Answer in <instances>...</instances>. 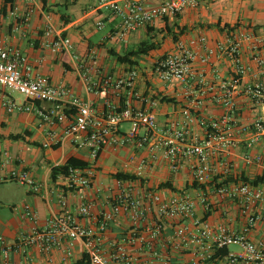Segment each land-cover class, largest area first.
<instances>
[{"label": "crops", "instance_id": "obj_1", "mask_svg": "<svg viewBox=\"0 0 264 264\" xmlns=\"http://www.w3.org/2000/svg\"><path fill=\"white\" fill-rule=\"evenodd\" d=\"M81 1L83 4H80ZM142 1L151 4L158 2V0ZM225 2L226 0H199L195 7L184 8L173 16L155 18L148 25L128 33L124 39H119L115 33L120 17L114 10L101 6L98 0H40L39 3L43 7L41 9L46 10L50 22L71 40L69 52H54L43 42L42 32L46 19L38 4L33 7L28 19L23 21V14L29 6L28 0H14L13 5L6 6L5 9L0 0V38L6 45L16 47L26 57L30 65L28 76L40 74L55 85L68 87L74 95L89 100L96 112L104 110L106 102H122L127 93L123 88L114 90L111 85L101 86V84L96 89L87 91L84 82L76 72L77 60L74 55L83 57L88 49L95 50L97 73L92 71L91 78L97 83L102 77L109 76L113 79L124 75L131 67L137 68L135 91L140 97L155 101L150 107L155 114L157 124L165 127L173 121L182 123L184 119L181 109L190 105L195 97L202 99L200 112L205 116L217 117L222 110L219 105L210 101L208 93L202 95L198 93V86H190L191 89L188 90L184 83L160 80L153 71L154 62L157 59L174 51L178 41L186 42L199 34L205 35L207 44L213 46L215 41L224 36L226 28L218 29L224 23L229 25L238 23L235 26L237 29L255 30L256 33L264 35V29L254 27V25L263 24L264 21L259 23L249 21L244 24L239 20L222 21L223 12L227 10L223 8ZM122 4L123 0H119L118 5ZM60 7H63L65 11H61ZM10 11H14L15 15L10 14ZM60 13H64L63 18L68 19L67 22H63L59 16ZM208 16L211 18L207 19ZM97 21L102 22L101 28L96 27ZM216 22H219L218 27L214 25ZM180 27L184 28L181 33L178 32ZM166 29H169L171 33H168ZM173 33L176 39H173ZM143 40L153 43L155 47L146 54L132 57L131 59L136 61L133 65L119 63L111 54V52L119 54L120 48H124L125 53L129 51L127 46L136 47ZM260 52L264 54V47L260 48ZM241 55L250 69L242 76L236 88L238 94L235 102L239 113V123L249 125L256 119H264V106L247 98L242 91V86L249 82H258L264 86V74L250 62L246 43L242 44ZM213 65L219 69L220 77L225 79L230 71L228 61L224 57H218L213 60ZM205 78L214 82L219 80L213 78L209 71L206 72ZM186 89L189 91L188 96L184 94ZM162 96L171 98V101L160 100ZM6 99L29 105L31 109L8 112L2 105V101ZM131 104L136 107L147 105L146 101L136 98L131 100ZM51 106L49 102L31 103L23 96L16 98L9 91L0 89V156L3 153L8 156V160L0 167V171L5 175L11 170H26L35 181L43 184L42 188L35 193L26 185L11 179L6 178L0 182V195L6 203L2 205L12 211V216L9 218L4 219L0 216V237L4 240L5 246H10L5 254L0 244V264H72L79 260L85 254L84 245L79 239L73 241L68 256H64L62 251L66 247L65 240L61 247L53 248L48 252L40 251L35 245L15 246L14 243L18 236L29 231L33 224L38 227L44 225L52 214L62 209L74 213L80 193L89 204V213L86 216H77L76 220L92 231L93 237L97 238V246L105 257L113 252L114 246L122 245L132 257L130 264H163V261L182 264H229L226 256L212 258L215 251L206 247L208 243L206 240L205 244H197L190 242L188 238H174L173 228L180 222L179 219L164 220L160 232L153 241V247L158 253L157 258L152 257L140 244L128 241L131 229L128 213L122 211L117 213L107 222L106 228H101L99 225L101 214L110 209L112 196L118 191L116 178L113 176L116 172L134 176V179H122L124 181L122 185H126L129 181L134 190H151L162 197L173 194L188 195L193 200L194 216H203L212 230L218 226L238 229L243 218L233 202L207 191L205 194L210 207L205 211L203 204L196 198L198 187L192 186L190 178L191 167L195 164L194 156H183L181 166L176 171H172L163 156L161 147L150 150L148 146L136 147L130 144L117 147L106 146L92 164L95 173L90 185L86 188L70 190L62 174L51 178V168L62 164L68 157H75L90 165V158L85 148L76 147L67 140L46 147L42 146L47 137L46 132L52 130L59 134L62 123H49L34 109L38 108L45 112ZM66 112H73V110L66 109ZM123 123L128 124V122ZM123 123L118 126L120 132L128 129L123 127ZM185 127L189 131L188 135L201 136L202 134V128L196 121L187 123ZM250 133L251 130L240 132L238 136L241 141L224 155L210 158L218 174L220 172L219 175L225 176V179L231 178L228 181H235L240 176L251 178L264 172V134H260L254 144L247 146L244 139ZM14 134L23 135L18 139L9 138ZM255 156H259V159L255 160ZM143 158L146 163L141 169V174L136 175L138 163ZM224 162L229 163L226 175L221 171V163ZM162 182H168L171 188L159 187V183ZM261 184L264 186V182ZM60 199L66 201V207H61ZM24 204L29 205L36 213L34 223L23 214ZM155 218V210L152 206L144 220L140 222V229L144 231L152 226ZM258 230L259 228L255 229L249 237L255 239L258 235L262 236L263 228ZM226 248L227 253L234 252L229 249V245ZM108 264L118 263L109 260Z\"/></svg>", "mask_w": 264, "mask_h": 264}, {"label": "built area", "instance_id": "obj_2", "mask_svg": "<svg viewBox=\"0 0 264 264\" xmlns=\"http://www.w3.org/2000/svg\"><path fill=\"white\" fill-rule=\"evenodd\" d=\"M29 6L24 12L22 20L26 21L33 7L38 4L42 15L45 17L42 36L44 44L51 51L69 52L71 40L56 28L49 20L46 10L40 5V0H28ZM98 0V3L114 10L120 17L115 36L124 39L128 33L151 23L155 18L173 16L187 7H195L199 0H158L151 4L142 0ZM10 14L15 15L14 11ZM96 27L101 28L102 22L97 21ZM246 43L248 58L260 73L264 74V54L260 48L264 47V35L255 30L226 28L224 36L215 41L213 46L207 44V38L203 34L189 38L186 42L178 41L175 50L157 59L153 65V71L157 77L165 82H181L190 90V86H198V93H208L210 101L219 105L222 112L217 117L205 116L200 112L201 98H194L191 104L181 109L182 123L170 122L165 127L157 124L151 105L152 99H144L135 91V82L138 70L129 68L124 75L111 78L102 77L101 81H93L92 71L97 73V57L94 49H88L83 57L76 58V72L84 82L87 91L100 86L111 85L114 90L125 89L126 98L119 103L106 102L101 112H96L89 100L74 95L68 87L55 85L43 75L28 76L30 65L26 57L13 46L6 45L0 38V89L20 93L25 99L34 102H49L51 108L47 111L35 108V112L49 123H62L61 131L46 132V140L43 147L58 144L64 140L76 147L87 150L90 165L84 168H69L67 174L62 175L66 186L70 190L86 188L90 185L95 173L92 164L95 163L99 153L106 146L135 145L136 147L148 146L150 150L157 147L163 149V156L167 160L169 168L176 171L182 162L183 156H194L195 164L191 167L190 178L192 183L203 185L198 187L197 200L203 204L204 210L210 207V202L205 192L217 195L233 202L243 218L238 229L218 226L212 230L202 217L193 214V200L188 195L173 194L162 197L151 190H134L129 181L122 185V179H115L118 187L116 194L112 196L110 209L102 212L99 219L101 228H106L107 222L119 212L129 214L131 229L128 241L138 243L154 258L158 257L153 247V241L160 232L164 220L179 219L180 222L173 228V237L176 239L188 238L190 242L205 244L213 251L220 250L227 245H236L238 251L229 252L227 257L229 264H264V186L261 183L253 184L241 180L226 181L225 176L218 174L213 167L210 158L220 157L229 151L239 141V133L250 131V135L244 139L247 146L254 144L264 134V119H256L249 125L239 123V113L235 102L238 91L236 90L242 76L250 69L242 60V44ZM224 57L230 64L227 77L221 78L219 69L213 65V60ZM209 71L218 81L206 80V72ZM184 91L188 96L189 91ZM242 91L247 98L254 103L264 106V86L261 83H244ZM133 98L146 101L147 105L136 107L131 104ZM6 111H28L31 106L17 103L12 99L2 101ZM72 109L73 112H66ZM196 121L202 128L201 136L188 135L185 127L187 123ZM128 122V129L120 132L118 126ZM247 158V157H246ZM253 159V158H252ZM255 160L259 156L254 157ZM8 156L1 154L0 167ZM145 159H141L136 169V175L141 174L145 165ZM223 173L229 169V163H221ZM226 175V174H225ZM11 179L29 187L32 192H38L43 184L37 182L26 170H11L5 175L0 171V182ZM61 207H66L64 199L59 200ZM152 206L156 218L152 226L144 231L140 229V222L144 220ZM89 213V204L82 193L79 194V202L75 212L62 209L52 214L41 227L33 224L30 230L18 236L15 246L35 245L40 251L48 252L53 248H59L65 240L66 247L62 249L64 256L70 254L74 240L79 239L84 245L87 255V264H108L115 261L118 264H130L132 257L122 245L114 246V250L105 257L97 246V238L93 237L90 229L80 225L76 217L86 216ZM23 214L33 223L36 213L27 204L23 205ZM263 228V235L255 239L249 235L255 229ZM258 230V231H259ZM2 250L5 246L0 237ZM163 264H182L180 262L163 261Z\"/></svg>", "mask_w": 264, "mask_h": 264}, {"label": "trees", "instance_id": "obj_3", "mask_svg": "<svg viewBox=\"0 0 264 264\" xmlns=\"http://www.w3.org/2000/svg\"><path fill=\"white\" fill-rule=\"evenodd\" d=\"M2 4H3V9L6 8V6H12L14 3V0H1ZM45 2L43 1V4ZM60 18L63 19V22H67L68 19L63 18L64 13H60ZM215 26H219V22H216L214 24ZM238 23H234L232 25H229L227 23H224L222 27H218L219 30H222L224 28H229V29H233L235 28V26H237ZM254 27H261L262 29H264V23L261 25H254ZM168 33H171L169 29H166ZM184 30L183 27H180L178 32L181 33ZM173 39H176V35L173 33L172 34ZM155 46L153 43L149 42V41H141L138 43V45L134 48L131 49L123 54H116L114 52H111V54L115 57L116 61L119 63H127L129 65H133L134 63H136L135 60L131 59L132 57H137L140 54H146L148 51H150L151 49H153ZM160 100L162 101H166L169 102L171 101V98H167L165 96L160 97ZM23 134H14V135H10L9 138L11 139H18L21 138ZM87 166V163L85 161H82L80 159H77L75 157H68L62 164L60 165H56L54 167L51 168L50 170V175L51 178L53 179L56 175L58 174H67V171L69 168H84ZM113 176L117 179H134V176L129 175V174H125V173H121V172H116L113 174ZM229 179H231L230 177L227 179H225L226 181H228ZM241 180V181H245V182H251L253 184H257V183H263L264 182V172L260 173V174H256L253 177L249 178V177H245V176H240L239 178H237L236 180ZM159 187H168L171 188V185L168 182H162L159 183L158 185ZM192 186L194 187H203V185H196L194 182L192 183ZM206 215V213H205ZM227 253V248L223 247L220 250H216L215 253L212 254V258H218V257H222L225 256ZM85 261V262H84ZM72 264H87V255L84 254L82 255V257L73 262Z\"/></svg>", "mask_w": 264, "mask_h": 264}, {"label": "rangeland", "instance_id": "obj_4", "mask_svg": "<svg viewBox=\"0 0 264 264\" xmlns=\"http://www.w3.org/2000/svg\"><path fill=\"white\" fill-rule=\"evenodd\" d=\"M83 4V1L80 2ZM225 12L222 15V21L233 22L239 20L241 23L253 22L259 23L264 21V0H226L223 4ZM61 11H65L63 7H60ZM211 17L208 16L207 19ZM95 40V39H92ZM128 50L135 48L134 45L127 46ZM119 54L124 53V48L118 50ZM14 97H22V95L15 91H9ZM123 127L127 128L128 124L123 123ZM0 195V216L4 219L12 216V211L8 210L7 207L2 204H6L5 200ZM231 251H236L239 248L236 245H229Z\"/></svg>", "mask_w": 264, "mask_h": 264}]
</instances>
